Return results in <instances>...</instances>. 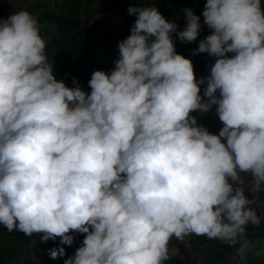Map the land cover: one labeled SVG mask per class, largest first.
I'll list each match as a JSON object with an SVG mask.
<instances>
[{
    "label": "clouds",
    "instance_id": "9594fccd",
    "mask_svg": "<svg viewBox=\"0 0 264 264\" xmlns=\"http://www.w3.org/2000/svg\"><path fill=\"white\" fill-rule=\"evenodd\" d=\"M127 11L130 35L90 94L56 79L37 16L0 17V226L59 239L53 260L83 235L64 264H165L192 235L243 259L261 223L246 193L264 191V6L206 0L211 34L193 55L214 63L200 79L173 39L197 41L200 16L185 8L179 30L155 6ZM213 106L218 134L192 115Z\"/></svg>",
    "mask_w": 264,
    "mask_h": 264
},
{
    "label": "trees",
    "instance_id": "16d2710c",
    "mask_svg": "<svg viewBox=\"0 0 264 264\" xmlns=\"http://www.w3.org/2000/svg\"><path fill=\"white\" fill-rule=\"evenodd\" d=\"M19 0H0V17L7 18L18 10H27L37 16L41 24V36L47 42L46 55L53 65L54 75L58 81H64L66 86L74 87L73 78L77 80L82 90L90 94L88 81L95 70H103L98 66H87L90 44L96 43L105 50L118 48V43L130 35V29L135 22V16L127 9L139 6H155L169 22L175 21L182 30L185 25V8H190L194 14L201 17L202 30L197 41L182 43L176 40V52L192 60L197 79L209 75L210 65L214 58L206 53L193 55L199 41L211 34L203 25L202 11L206 0H33L25 7L17 8ZM264 6V0H261ZM231 56L232 54H228ZM201 86V91L203 92ZM219 122V120H218ZM220 124V129L222 124ZM219 132V131H218ZM218 132L216 134H218ZM251 199L257 196L255 205L261 218L259 227L249 225L247 238L250 247L246 256L241 259L236 255L239 247H230L218 240H208L205 237L194 236L191 244L177 247L185 259H196L200 264H223L224 256H232L237 264H264V191L246 193ZM74 243L71 247L64 245L66 256L53 260L47 250L59 246L56 242L40 241L39 235L25 237L21 232L9 233L0 226V264H64V260L73 256L81 246L84 236L73 233ZM35 241V243H34ZM261 255L257 256L256 253ZM165 264H181L177 258L170 256Z\"/></svg>",
    "mask_w": 264,
    "mask_h": 264
},
{
    "label": "rangeland",
    "instance_id": "374dc122",
    "mask_svg": "<svg viewBox=\"0 0 264 264\" xmlns=\"http://www.w3.org/2000/svg\"><path fill=\"white\" fill-rule=\"evenodd\" d=\"M33 0H19L17 4V8H23L26 6L28 2H32ZM118 48L114 50H105L103 47H99L96 43L90 44L89 55L87 59V66L94 67L98 66V68H103L107 71H110L114 68V61L118 58ZM201 95L203 92L201 91ZM193 116H196L198 119V124L203 125L208 128V130L216 134L220 130V124L218 122V117L215 114V106H213L212 110L208 113H199L194 112L192 113ZM248 232V228L246 229ZM195 235L186 237L184 241H179L173 238L169 244V250L172 248H179L178 245H186L189 246L191 244V239ZM180 251V250H179ZM181 264H200L198 260L192 259H185L183 254L180 251L179 256L177 257ZM45 264H50V262H46ZM223 264H237L235 263L232 256L226 254L223 259Z\"/></svg>",
    "mask_w": 264,
    "mask_h": 264
},
{
    "label": "built area",
    "instance_id": "2783aa9c",
    "mask_svg": "<svg viewBox=\"0 0 264 264\" xmlns=\"http://www.w3.org/2000/svg\"><path fill=\"white\" fill-rule=\"evenodd\" d=\"M173 249H177V248H172V249L169 250V254H170V256H172V251H173ZM177 250H178V249H177ZM179 254H180V251L178 250V251H177V255L174 256V257L177 258V257L179 256ZM172 257H173V256H172Z\"/></svg>",
    "mask_w": 264,
    "mask_h": 264
},
{
    "label": "water",
    "instance_id": "95a60500",
    "mask_svg": "<svg viewBox=\"0 0 264 264\" xmlns=\"http://www.w3.org/2000/svg\"><path fill=\"white\" fill-rule=\"evenodd\" d=\"M90 0H87V2H89Z\"/></svg>",
    "mask_w": 264,
    "mask_h": 264
}]
</instances>
